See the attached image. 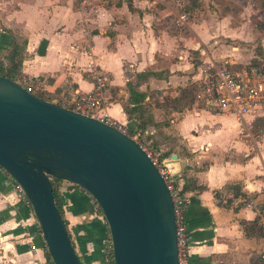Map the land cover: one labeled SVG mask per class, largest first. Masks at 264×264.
Returning a JSON list of instances; mask_svg holds the SVG:
<instances>
[{
	"label": "crops",
	"instance_id": "crops-1",
	"mask_svg": "<svg viewBox=\"0 0 264 264\" xmlns=\"http://www.w3.org/2000/svg\"><path fill=\"white\" fill-rule=\"evenodd\" d=\"M153 2L0 0V54L18 44L22 78H37L38 91L63 107L73 92L92 87L85 65H97L107 76L104 110L130 130H147L148 144L154 139L161 159L168 158L173 167L174 187L187 201L188 264H264V104L240 118L198 103L161 118L156 111L164 98L194 86L202 71L216 66L200 56L192 61L195 49L170 29L164 10L150 8ZM149 71L153 75L137 76ZM127 83L141 96L136 111ZM2 177L5 255L10 264H48L45 251L28 248L29 240L41 245L31 208ZM59 190L75 253L82 264H103L105 222L93 211V201L78 187L61 185ZM251 221L253 231L247 235L243 223Z\"/></svg>",
	"mask_w": 264,
	"mask_h": 264
},
{
	"label": "water",
	"instance_id": "water-1",
	"mask_svg": "<svg viewBox=\"0 0 264 264\" xmlns=\"http://www.w3.org/2000/svg\"><path fill=\"white\" fill-rule=\"evenodd\" d=\"M0 167L21 185L52 264L82 262L55 205L51 178L80 187L97 204L113 264H177L171 197L138 145L1 75Z\"/></svg>",
	"mask_w": 264,
	"mask_h": 264
},
{
	"label": "rangeland",
	"instance_id": "rangeland-1",
	"mask_svg": "<svg viewBox=\"0 0 264 264\" xmlns=\"http://www.w3.org/2000/svg\"><path fill=\"white\" fill-rule=\"evenodd\" d=\"M153 1L150 8L164 10V14L170 18V29H174L180 33L182 41H186L190 47L195 49L193 51L194 54L190 51V56L193 58L192 61H198L196 57L200 56L202 61L205 60L212 67L224 64L230 70L238 71L240 69H248L251 65L257 63V66L264 69V8L261 6L263 0ZM198 51H201L200 55L197 53ZM3 56L4 53H1L0 61L6 66L8 65V61ZM24 80L21 77L17 82H20L24 87ZM190 86L186 87L189 88ZM152 96L155 97V94L152 93ZM191 97V93L189 92L178 103H173L170 98H164L162 106H160L161 111L158 110L156 113L161 115V118H165L171 110L190 108L197 103L200 104V107H204L199 101L195 103L191 100ZM158 99L156 97L157 102ZM151 103H154V101L151 100ZM145 116L147 119L149 118L147 114ZM148 125L157 128V125L152 122H149ZM148 147L157 159H161L162 153L156 150L157 146L154 139L149 142ZM61 185L76 188V186H72V184L61 180L54 183L58 194L60 193L59 187ZM61 210L63 216L62 205ZM93 211L102 218L94 202ZM65 222L67 226V221ZM104 230L105 237L102 240V246L105 254L109 250L106 226ZM69 238L72 244H74V235L72 233L71 236L69 235ZM2 245L0 243V264H10ZM103 264H110L106 256Z\"/></svg>",
	"mask_w": 264,
	"mask_h": 264
},
{
	"label": "built area",
	"instance_id": "built-area-1",
	"mask_svg": "<svg viewBox=\"0 0 264 264\" xmlns=\"http://www.w3.org/2000/svg\"><path fill=\"white\" fill-rule=\"evenodd\" d=\"M85 67L87 72L92 74L93 85L87 91L80 90L73 92L69 108L106 123L129 137L145 153L151 164L155 166L172 201L175 220L177 264H188L189 235L184 221L187 201L174 187L173 167L169 163V159H157L153 155L148 147L147 130H130L113 119L104 110L103 88L107 84V76L93 62H88ZM24 81L23 88L31 93L38 91L41 87V83L37 78H28ZM17 83L19 84V82ZM194 88L195 99L202 103L204 107H211L222 113L230 112L237 118L242 117L251 108L264 104V77L255 67L232 71L222 64L212 69H205L195 80ZM0 173L3 174L2 183L9 184L16 197L24 200L26 205L30 207L21 185L11 178L1 167ZM28 248L30 251H45L42 238L41 245H36L29 240Z\"/></svg>",
	"mask_w": 264,
	"mask_h": 264
},
{
	"label": "trees",
	"instance_id": "trees-1",
	"mask_svg": "<svg viewBox=\"0 0 264 264\" xmlns=\"http://www.w3.org/2000/svg\"><path fill=\"white\" fill-rule=\"evenodd\" d=\"M261 6L264 8V0L262 1V5ZM20 49H21L20 46L18 44H16L15 42H13L12 45L10 46V49H8V51L3 56V58H5L8 61V65L5 66V64L0 61V75L4 76L6 78H9V79H11V80H13L15 82H17L19 78L23 77L22 73L19 70V65H20V61H21V51H20ZM250 67L257 68L259 70L260 74L264 77V69H262L259 66H257V63L251 65ZM141 75L145 77L147 75H153V73H151L149 71V72H142V73H138L137 74V76H141ZM19 85H21L20 82H19ZM127 87L129 89V97H128V99H129L130 103L133 104L131 109L136 111L138 109L137 104L140 101L141 96H140V94L138 92H135V91L132 90V88L130 87L129 83H127ZM189 92L191 93V96H192L191 100H193L194 102L197 103L198 101L195 99V88L192 85L189 88L188 87H184V88L179 89L178 95L171 99L172 102L173 103H178V101H180L181 98H183V96L186 95ZM33 94L38 96V97H40V98H42V99H44V100H48L39 91L33 92ZM48 101H50V100H48ZM57 105H59V104H57ZM66 107L69 108V106H66ZM124 111L127 114L129 113V109H127L126 107H124ZM139 125L144 126L145 122H140ZM50 181H51L52 195H53V199H54L55 205H56V207H57V209L59 211V214H60L61 218L63 219V222H64L65 227H66V222H65V220H64V218L62 216L61 200H60L58 191L54 187V183L61 181V179L51 178ZM72 186H76V185L72 184ZM76 187H78V186H76ZM94 204L96 205L98 212L102 215V213H101L99 207L97 206V204L95 202H94ZM243 224H244V230H245L246 234L247 235L251 234L250 232L253 231V228H252L253 221L248 222V223L244 222ZM105 226H106V224H105ZM37 229H38V227H37ZM38 231H39V229H38ZM108 245H109V250L106 251L105 256H106L108 262L110 264H113L109 237H108ZM44 255H45L47 263L48 264H52V262H51V260H50V258H49V256H48L46 251H45Z\"/></svg>",
	"mask_w": 264,
	"mask_h": 264
}]
</instances>
